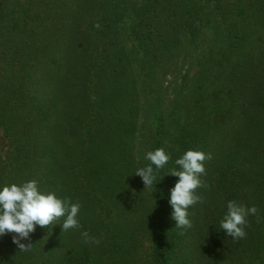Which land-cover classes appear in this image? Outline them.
I'll use <instances>...</instances> for the list:
<instances>
[{
  "label": "trees",
  "instance_id": "1",
  "mask_svg": "<svg viewBox=\"0 0 264 264\" xmlns=\"http://www.w3.org/2000/svg\"><path fill=\"white\" fill-rule=\"evenodd\" d=\"M123 27L145 46L148 70L179 51L183 64L200 62L166 88L172 108L167 98L153 109L160 126L151 128V151L163 148L170 160L148 188L134 173L140 91L124 68L134 56L119 41ZM17 48L31 56L20 65L4 56ZM110 48L119 59L103 80ZM1 60L0 127L16 152L0 155V184L35 179L81 208L77 228L36 227L22 241L27 250L13 233L0 237V264H127L133 249H114L124 234L114 208L120 220L132 209L114 198L124 184L143 191L138 206L151 196L150 264H264V0H0ZM188 149L212 159L204 161L206 187L195 190L202 200L188 209L192 226L177 228L168 198L178 178L169 170ZM231 200L258 210L238 240L219 227Z\"/></svg>",
  "mask_w": 264,
  "mask_h": 264
},
{
  "label": "clouds",
  "instance_id": "2",
  "mask_svg": "<svg viewBox=\"0 0 264 264\" xmlns=\"http://www.w3.org/2000/svg\"><path fill=\"white\" fill-rule=\"evenodd\" d=\"M144 158L149 163L137 168L134 173L142 179L145 188H148L156 181L158 171L169 162L170 154L163 148H156L147 152ZM211 159L210 153L188 149L175 159L174 165L177 167L169 170V174L178 178L169 189L168 198L175 227L192 226L188 209L202 200L195 190L206 187L201 176L206 174L204 161ZM226 207L227 211L220 220L219 227L225 236H230L233 240L242 239L246 235L247 217L255 215L258 210L254 205L245 206L235 200L228 201ZM80 208L78 201L73 202L68 197L61 198L55 191L41 190L35 179L19 184H0V237L13 233L12 243L20 250H27L31 244L26 245L22 241L29 240L36 227L59 224L62 231L77 228ZM60 218H63L62 222L54 223ZM82 235L87 236V233Z\"/></svg>",
  "mask_w": 264,
  "mask_h": 264
},
{
  "label": "rangeland",
  "instance_id": "3",
  "mask_svg": "<svg viewBox=\"0 0 264 264\" xmlns=\"http://www.w3.org/2000/svg\"><path fill=\"white\" fill-rule=\"evenodd\" d=\"M128 29V28H127ZM126 28L121 29V33L119 34V41L122 45V48L126 50V54L129 52L133 53L134 61L127 64L124 68L127 69L128 73H130L131 69L136 75L137 85L139 86V97L136 100V104L140 110L139 115V130L138 136L134 139V158L138 165V168L144 167L147 165L148 161L144 158L145 154L151 151V145L153 143V139L151 138L150 131L153 127L160 126L159 113H155L156 111H160L163 106L167 104L169 100L172 99V94L166 93V88H174L177 85L182 83V75L185 74V71L189 68L188 65L191 63H200L199 58H196L191 62V60L187 59L185 64H183L184 60H181L180 56L183 55L181 51L178 52V55L173 58L172 61H169V65L156 64L152 67H148L151 70H148L141 61L143 60L144 54L143 50L145 46L142 45L141 42L135 40L130 37L129 29ZM25 41V38H22V42ZM205 47L201 45V48ZM199 47L196 51L198 54L201 51ZM17 54H13L10 50H4V56H11V61L16 60L17 64H21L23 62L24 57L30 58L29 54L25 55L21 53V48H17ZM185 51V50H182ZM121 55V54H118ZM123 55V54H122ZM115 56L119 59V57L114 55V49L110 48L109 52L106 54V58L102 60L100 77L105 79L107 73H109L114 69V58ZM116 58V60H117ZM4 65V62L1 60L0 67ZM143 67V68H142ZM145 67V69H144ZM197 68L194 69L196 72ZM152 72V73H148ZM126 73V76L129 77V74ZM114 76V71H113ZM105 83V81H103ZM172 90V89H171ZM176 94V90H174ZM167 98H169L168 101ZM173 100H171V107L173 106ZM166 103V104H165ZM154 109V111H153ZM127 111H122L116 113V117L119 119L126 118ZM155 114L159 117L158 120L154 119ZM15 137L13 135L8 134V132L0 127V155L3 157H12L16 152V143ZM125 190H119L114 197L116 199V204L123 205L124 209H128L132 207V209L125 212V215H121V220L119 219L118 209L114 208V220L118 222L120 226L119 229L123 231L124 234L121 236L120 244L114 245V249H118L123 246L126 249H133V252L130 253L129 262L127 264H150V256L152 253V243H151V233L153 231V208L151 203L150 193L148 194L147 199L143 200V202L138 206L136 203L140 202V194L142 195L143 191H140L135 188H131L129 185H123ZM145 186V184H144ZM138 190V198L137 194L134 195L135 191ZM126 221H130L126 226ZM130 229L131 234L126 233V227ZM118 236V237H119ZM118 247V248H116ZM130 251V250H129ZM132 251V250H131ZM92 255L96 256L97 259V248L92 251ZM0 258L3 259V248L0 247Z\"/></svg>",
  "mask_w": 264,
  "mask_h": 264
}]
</instances>
